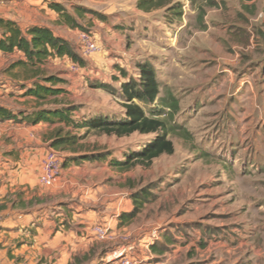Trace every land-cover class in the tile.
I'll use <instances>...</instances> for the list:
<instances>
[{"label": "rangeland", "instance_id": "obj_1", "mask_svg": "<svg viewBox=\"0 0 264 264\" xmlns=\"http://www.w3.org/2000/svg\"><path fill=\"white\" fill-rule=\"evenodd\" d=\"M51 1L75 16L74 7L81 6L107 18L102 21L89 14L79 19L84 30L55 25L54 33L69 41L85 66L69 58L52 59L44 71L65 81L58 86L65 91L59 101L79 108L77 121L97 115L124 118L121 98L91 84L104 83L120 90L124 81L120 70L138 79L137 65L143 62L154 65L158 80L179 101V113L173 119L163 118L173 155L161 156L150 167L138 165L121 172L111 161L141 151L156 135L91 134L81 143L83 151L109 158L63 171L71 179L70 199L100 204L98 209H109L110 220L119 210L133 208L135 193L151 195L130 225L120 228L119 218L112 225L96 221L97 226L109 227L111 234L109 240L101 239L103 244L95 245L107 251L99 264H118L116 257L123 246H134L136 257L142 242L156 245L160 236L173 234L185 235L189 241L214 235L216 243L224 244L221 264H234L238 252L229 256L227 245L238 247L248 237L250 248L264 255V128L258 110L249 111L252 101L256 102L252 88L264 91V0H201L195 5L172 0L173 5H182V18L165 9L145 14L138 10V0H44ZM83 32L92 33L100 46L92 56L81 48ZM17 59L5 63L0 59V73ZM18 72L20 77L30 76L25 70ZM144 108L150 116L151 108ZM54 126L52 133L48 128L46 138L61 128ZM66 132L83 134L74 129ZM51 149L47 146L48 152ZM258 264L264 261L259 259Z\"/></svg>", "mask_w": 264, "mask_h": 264}, {"label": "crops", "instance_id": "obj_2", "mask_svg": "<svg viewBox=\"0 0 264 264\" xmlns=\"http://www.w3.org/2000/svg\"><path fill=\"white\" fill-rule=\"evenodd\" d=\"M51 2L0 0V18L16 22L23 31L40 26L55 32L60 16L49 7ZM12 58L19 60L23 55L0 53L4 63ZM9 66L6 72L0 73V107L15 114L35 111L38 107L36 100L26 95L35 78L20 77L18 69L8 71ZM233 76L236 78L235 74ZM242 90V87L236 88V94ZM252 90L256 102L253 104L252 101L248 109L252 112L258 110L263 129L264 91L260 88L256 89L257 92L254 88ZM54 127L45 123L31 126L13 120L0 122V264H99L104 261L107 251L95 247L96 244H103L99 243L101 239L93 231L96 221L112 225L122 212L130 213L133 209L119 210L110 220L109 209H98L100 204L74 203L70 199L71 179L66 175H62L54 187L45 188L40 184L41 164L48 153L47 146L52 142V135L46 138V132L48 128L51 133L54 132ZM74 167L65 170L68 173ZM213 236L204 234L195 241H189L185 235L160 236L156 245L142 242L136 257L142 264H221L224 262V244L216 243L217 239L213 240ZM250 245L249 237L238 247L227 245L229 256L238 252L234 264L243 261L258 264L259 259L264 261V255L256 253ZM117 247L119 251L121 248Z\"/></svg>", "mask_w": 264, "mask_h": 264}, {"label": "trees", "instance_id": "obj_3", "mask_svg": "<svg viewBox=\"0 0 264 264\" xmlns=\"http://www.w3.org/2000/svg\"><path fill=\"white\" fill-rule=\"evenodd\" d=\"M188 1L195 5L201 0ZM49 7L59 14L60 24L73 30H84L79 19H84L89 14L99 20H107L103 15L81 6L74 7L76 16L60 4L51 2ZM137 8L145 14L165 9L178 18L183 16L182 5L179 3L173 5L172 0H138ZM0 53L7 56L18 53L23 55V58L11 63L8 71L25 70L30 73V78H35L32 87L27 89L26 95L34 98L38 104L35 111L19 114L0 107V122L13 120L31 126L42 123L60 124L61 128L51 138V147L68 154L64 159V169L70 166H81L86 162H103L109 158L108 154L83 151L81 143L91 134L117 138L130 137L136 133L156 135L155 140L141 151L129 153L124 160L111 161V166L121 172L129 171L138 165L150 167L154 160L161 156L174 154V145L168 139L169 129L163 118L173 119L174 115L179 113V101L172 92L163 87L157 78L155 67L150 62L138 63L137 68L140 73L138 79L129 78L127 73L121 69L120 73L124 81L120 83V90L104 83L91 84L94 89L103 90L121 98L124 102V118L113 119L106 115H97L77 121L75 113L79 108L59 101V97L65 91L59 89L58 86L65 84V81L54 76H47L44 71L45 65L52 59L69 58L73 63L85 66L84 61L77 55L69 41L57 36L47 27L34 26L23 31L16 22L0 18ZM114 80L119 79L114 77ZM144 107L151 108L150 116ZM66 129L83 131V134L75 135L66 132ZM150 196L145 191L132 196L133 210L120 215V228L132 224L138 218L145 205L150 202Z\"/></svg>", "mask_w": 264, "mask_h": 264}, {"label": "built area", "instance_id": "obj_4", "mask_svg": "<svg viewBox=\"0 0 264 264\" xmlns=\"http://www.w3.org/2000/svg\"><path fill=\"white\" fill-rule=\"evenodd\" d=\"M80 44L86 56H92L99 52L100 46L92 33L83 32L80 34ZM64 156L51 149L41 164L40 183L45 187H53L64 171ZM2 228V218L0 217V229ZM95 235L99 239H106L109 237V227L96 226L94 228ZM121 253L116 258L119 260L118 264H142L141 261L135 257L133 251L134 246H123Z\"/></svg>", "mask_w": 264, "mask_h": 264}]
</instances>
